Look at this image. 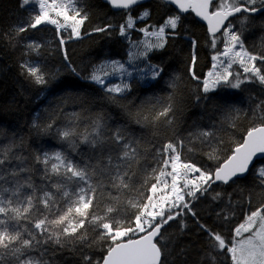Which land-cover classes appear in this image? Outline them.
<instances>
[{
	"label": "snow or ice",
	"instance_id": "6c2138e0",
	"mask_svg": "<svg viewBox=\"0 0 264 264\" xmlns=\"http://www.w3.org/2000/svg\"><path fill=\"white\" fill-rule=\"evenodd\" d=\"M31 2L22 0V6ZM108 2L117 9H130L139 0ZM170 3L176 5L180 12L191 10L207 22L212 48L215 49L218 42L223 44V50L212 56V69L202 80L204 94L220 86L239 89L246 82L264 85V49L251 51L245 47L243 39L250 18L264 12V0H170ZM35 4L37 10L27 24L17 28V35L39 25L50 24L58 32L61 29L67 31L69 39L80 36L87 13L81 14L78 0H35ZM147 16L145 12L139 19ZM234 20L239 22V27ZM179 21L180 15H176L152 31L147 27L139 29L148 38L141 42L143 51L139 56L146 59L149 52L163 49L167 42L166 29H176ZM134 26L135 20L128 15L125 24L119 27L120 35L127 38V30ZM111 27L105 25L94 31L106 32ZM64 42L62 37L60 44ZM192 46L189 74L200 80L195 72V40ZM28 47L37 50L40 46L30 44ZM234 64H238L243 73L234 72ZM109 65L114 71L124 69L123 64L117 61L102 63L93 68L88 79L104 86L108 93L119 94L129 90L127 83L111 87L105 84L104 77L110 75L106 70ZM23 67L37 84L48 82L39 67ZM148 71L150 78L156 79L163 69L149 64ZM72 72L76 73V69L73 68ZM170 86L175 87V81ZM229 114L233 120L230 127L235 129L234 121L241 112L233 108ZM174 115V104L170 100L151 120L148 116L142 119L154 126L164 118V123L172 125ZM251 115L260 122L249 127L240 141L232 139L231 147L217 130L198 129L186 138L177 137L156 149L157 155L161 156L157 163L162 167L151 169L150 179L154 182L150 183L149 178H145L141 184L143 188L150 183L149 195L136 188L135 169L142 157L138 141L116 129L106 142L99 118L94 122L93 134L82 138V142L99 153L95 163L77 164L59 152L37 155L36 162L43 166L42 179L47 182L43 186L33 183L31 169L24 166L23 158L15 156L11 147H0V264H48L43 255L47 252L44 246L49 244L60 248L79 246L102 251L101 259L96 261L84 255V264H164L167 244L162 228L177 216H182L185 209L194 217L196 215L185 195L196 199L198 192L204 195L218 181L235 183L249 171L254 158L258 155L264 158V100L255 104ZM60 136L68 140L74 132L69 128L60 132ZM193 142H198L200 147H194ZM203 149H207L203 155L209 161H217L214 168L197 166L183 158L185 151L195 153ZM13 158L21 163L16 168H5L6 162L10 164ZM256 175L259 185L264 188V166L257 169ZM9 183L12 187L6 186ZM133 191H138L139 199L128 195ZM98 193L102 196L106 193L103 207L97 202ZM220 196L216 193L212 198L217 200ZM244 203L247 210L231 226L230 238L200 225L209 238L208 256L212 264H216L217 259L213 253H226L231 264H264V203L253 207L250 195L244 198ZM177 208L180 211L174 212ZM217 216L221 214L217 213ZM235 216L236 211L232 209L225 212L222 219L231 222ZM181 226L183 228L184 225ZM33 252L40 255L33 256Z\"/></svg>",
	"mask_w": 264,
	"mask_h": 264
},
{
	"label": "trees",
	"instance_id": "16d2710c",
	"mask_svg": "<svg viewBox=\"0 0 264 264\" xmlns=\"http://www.w3.org/2000/svg\"><path fill=\"white\" fill-rule=\"evenodd\" d=\"M78 7L82 9V14L87 13L78 38L69 39L67 34L58 32L50 24H42L17 35V28L27 24L37 8L22 6V0H0V147H11L15 156L23 158L24 166L31 169L35 185L47 183L42 179L43 166L36 162V156L45 152L50 155L59 152L77 164L95 163L99 153L82 142V138L93 134L94 122L98 118L103 125L106 142L116 129L123 130L138 141L142 157L135 169L136 188L145 195L150 194L148 187L154 182L150 179L151 169L162 167L157 163L161 156L157 155L156 149L162 148L168 141H175L177 137L186 138L198 129L217 130L231 147L232 139L240 141L249 127L260 122L253 119L251 113L255 104L264 100V85L246 82L239 89L220 86L213 92H202V80L212 68V56L222 50L223 44L218 42L215 49L211 47L206 25L192 12L180 15L178 27L169 31L163 49L149 53V61L163 69L158 78L146 84L132 78L129 90L119 94L106 92L104 86L88 77L102 61H120L128 57L129 42L119 33L127 12L136 18L142 11L148 12L145 19L136 22L138 29L158 27L169 17H175L177 12L163 0H150L130 10L118 11L103 0H78ZM234 23L239 27L238 21L234 20ZM105 25L112 27L106 32L94 31ZM62 37L65 40L63 45L60 44ZM140 37V31L134 30L133 39ZM243 39L245 47L251 51L264 49V12L250 18ZM193 40L196 41L195 72L200 80L193 79L189 74ZM30 44L40 47L32 50L28 47ZM24 65L39 67L48 82L37 84ZM73 68L78 75L72 72ZM233 71L243 73L237 67ZM173 81L175 87L170 86ZM170 100L175 112L172 125L164 123V118L155 122L154 126L142 119L148 116L151 120ZM233 108L241 112L234 121L235 129L230 127L233 120L229 113ZM69 128L74 136L62 139L60 132ZM193 146L200 147L198 142H193ZM206 150L195 153L185 151L183 158L197 166L214 168L217 161H209L203 155ZM20 163L13 158L4 167L16 168ZM259 165H264V158L235 183H215L204 195L198 192L196 199L186 198L196 215L194 217L185 209L182 216H177L162 228L167 244L164 264H212L208 256L209 238L200 225H206L226 238L231 237V226L247 210L244 198L250 195L253 207L264 203V188L259 185L256 175ZM145 178H149L150 183L141 188ZM6 186L12 187V184ZM216 193L221 196L213 200ZM128 195L140 198L138 191ZM105 199L106 193L103 196L98 193L97 202L101 207ZM232 209L236 211L235 218L231 222L224 221L223 215ZM217 213L221 216L218 217ZM44 247L47 252L43 259L48 264H84V255L91 256L93 261L103 255L98 248H60L50 244ZM32 255L39 256L40 253L33 252ZM213 255L217 256L216 264H231L226 253Z\"/></svg>",
	"mask_w": 264,
	"mask_h": 264
},
{
	"label": "rangeland",
	"instance_id": "374dc122",
	"mask_svg": "<svg viewBox=\"0 0 264 264\" xmlns=\"http://www.w3.org/2000/svg\"><path fill=\"white\" fill-rule=\"evenodd\" d=\"M26 6H33V7L37 8V5L35 4V0H32V2L29 3ZM130 9H124V10H130ZM115 11H118V10H115ZM145 12H147V11L146 10L142 11L139 17H141ZM176 12H177V15H181V13H179V11L176 10ZM128 15H131V14L127 12V17H128ZM139 17H137V18L133 17V19L135 20V26L132 29H128L127 30V32H128L127 38L125 36H122L125 40H127L129 42V46H128L129 47V55H128V57L125 60H120V61H117V60H105V61H102L100 64L96 65V66H99L102 63H109V62H112V61H117V62H119V64H123L124 69L122 71L119 70V69L114 71L110 65H109V67H107L106 70L110 73V75H108L107 77H104V79H105V84L107 86H109V87L116 86V85L123 86L125 83L129 84V82H130V80L132 78H137L141 82H143L144 84L150 83V82L155 80V79H151L150 78V72L148 71V65L149 64L153 65V64L149 61L148 56H147L146 59L144 57L139 56V53L141 51H143V44L141 42L144 41L145 39H148V38L145 37L144 33L140 31L141 37L139 39H133V31L134 30H138L139 31V29L136 27V22L139 21V20H142V19H139ZM126 20H127V18H126ZM158 27H155V28H158ZM147 28L149 29V31H152L154 29V28H149V27H147ZM172 30L173 29H171V28H167L166 29V33H169V31H172ZM59 32H63L65 34L69 35V33L67 31H64L63 29L59 30ZM80 32H81V30H80ZM80 36H81V33H80ZM73 38H78V37H73ZM151 39L154 40L155 38L152 37ZM222 50H223V48H222ZM149 53H148V55H149ZM212 64H213V61H212ZM234 67H237L241 71H243V69L240 68V66L238 64H234L233 68ZM262 166H264V165H259L257 167V169L262 167ZM196 175H198V174H196ZM168 179L170 181V178H168ZM187 197L188 196L185 195V200H186Z\"/></svg>",
	"mask_w": 264,
	"mask_h": 264
},
{
	"label": "water",
	"instance_id": "95a60500",
	"mask_svg": "<svg viewBox=\"0 0 264 264\" xmlns=\"http://www.w3.org/2000/svg\"><path fill=\"white\" fill-rule=\"evenodd\" d=\"M104 2H106V3H108L109 5H110V7L113 9V10H124V9H117V8H114V7H112L111 6V4L108 2V0H103ZM147 1H149V0H139V3L138 4H142V3H145V2H147ZM163 1H165L167 4H170V5H172L177 11H179V9L176 7V5H174V4H172V3H170V0H163ZM138 4H136V5H138ZM136 5H133L132 7H134V6H136ZM131 7V8H132ZM189 11H191V10H189ZM179 13H181V14H185V13H187V12H180L179 11ZM194 13V12H193ZM195 14V13H194ZM196 16V15H195ZM201 22H203L205 25H206V27H207V30H208V25H207V22L206 21H204V20H202L200 17H198V16H196ZM209 33V32H208ZM210 34V33H209ZM260 159H263L262 157H259V155H258V157L257 158H254V160H253V163L249 166V171H250V169L253 167V165L258 161V160H260ZM248 171V172H249ZM247 172V173H248ZM247 173L246 174H244L242 177H244L245 175H247ZM241 178V177H240ZM216 183H222V182H216Z\"/></svg>",
	"mask_w": 264,
	"mask_h": 264
},
{
	"label": "bare ground",
	"instance_id": "6f19581e",
	"mask_svg": "<svg viewBox=\"0 0 264 264\" xmlns=\"http://www.w3.org/2000/svg\"><path fill=\"white\" fill-rule=\"evenodd\" d=\"M223 193V192H222ZM254 193H256V192H254ZM251 194V193H250ZM257 195V194H256ZM260 196V195H259ZM258 198V197H257Z\"/></svg>",
	"mask_w": 264,
	"mask_h": 264
},
{
	"label": "flooded vegetation",
	"instance_id": "af4514ba",
	"mask_svg": "<svg viewBox=\"0 0 264 264\" xmlns=\"http://www.w3.org/2000/svg\"><path fill=\"white\" fill-rule=\"evenodd\" d=\"M189 12H192V11H189ZM189 12H187V13H189ZM193 13V12H192Z\"/></svg>",
	"mask_w": 264,
	"mask_h": 264
}]
</instances>
